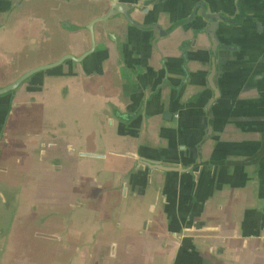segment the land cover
Returning <instances> with one entry per match:
<instances>
[{
  "label": "crops",
  "instance_id": "crops-1",
  "mask_svg": "<svg viewBox=\"0 0 264 264\" xmlns=\"http://www.w3.org/2000/svg\"><path fill=\"white\" fill-rule=\"evenodd\" d=\"M67 54L0 96V264H264V0H0V89Z\"/></svg>",
  "mask_w": 264,
  "mask_h": 264
},
{
  "label": "flooded vegetation",
  "instance_id": "flooded-vegetation-1",
  "mask_svg": "<svg viewBox=\"0 0 264 264\" xmlns=\"http://www.w3.org/2000/svg\"><path fill=\"white\" fill-rule=\"evenodd\" d=\"M116 7L117 6H112L111 5V9H109L107 12H106V14H104L103 16H100V17H98V18H102V17H104V16H106L107 14H110L108 17H107V19H105V20H102V21H99V22H106V21H108L109 19H111V18H114L115 16H117L118 14H119V12H118V14H117V9H116ZM112 10H115V11H112ZM98 18H95L94 20H96V19H98ZM94 20L91 22V23H94ZM90 23V24H91ZM90 24H89V26H88V29H89V31H90V33H91V38H90V41H91V50H94V52L96 51V38H95V33H94V27L91 29V27H90ZM156 29H158L159 31H160V33L162 32V30H161V28H156ZM88 53H90V52H87V55H88ZM68 55H71V54H67V55H65V56H63L61 59H63V58H65L66 56H68ZM71 56H73V55H71ZM74 57V56H73ZM60 59V60H61ZM81 59V58H80ZM60 60H58L57 62H59ZM79 61L78 60V58H73V59H67V60H65V62H63L62 64H60V65H58V66H55V67H52V68H49V69H47V70H43V71H40V72H36V73H34L30 78H38V80H39V78H44L46 75H49V74H54V73H57L56 71L59 69V68H61V66L64 64V63H66V62H68V61ZM57 62H54V63H57ZM54 63H51V64H54ZM51 64H46V65H41V66H47V65H51ZM41 66H38V67H41ZM38 67H36V68H38ZM36 68H33V69H36ZM32 69V70H33ZM31 71V70H30ZM27 73V72H26ZM24 75V74H23ZM22 75V76H23ZM29 78V79H30ZM28 79V80H29ZM27 80V81H28ZM25 83V82H24Z\"/></svg>",
  "mask_w": 264,
  "mask_h": 264
},
{
  "label": "water",
  "instance_id": "water-1",
  "mask_svg": "<svg viewBox=\"0 0 264 264\" xmlns=\"http://www.w3.org/2000/svg\"><path fill=\"white\" fill-rule=\"evenodd\" d=\"M116 9H117V7H116ZM112 11H115V10H112ZM124 14L125 15H128L127 12H124ZM109 15L110 14H107L106 16H104L102 18H98V19L94 20V23L107 19V17ZM127 17H129V16H127ZM94 23H92V24H94ZM73 58H74L73 56L68 55L65 58L61 59L57 63L51 64V65H47V66H41V67H38L36 69H33V70L25 73L23 76H21L20 78H18L16 81H14L13 83H11L10 85H8V86H6L4 88H1L0 89V96L1 95H4V94H9L11 92H15L19 88V86L22 85L24 82H26L34 73L40 72V71H43V70H47V69L52 68V67H55V66H58V65L62 64L63 62H65V60H67V59H73Z\"/></svg>",
  "mask_w": 264,
  "mask_h": 264
},
{
  "label": "rangeland",
  "instance_id": "rangeland-1",
  "mask_svg": "<svg viewBox=\"0 0 264 264\" xmlns=\"http://www.w3.org/2000/svg\"><path fill=\"white\" fill-rule=\"evenodd\" d=\"M34 40L32 39L31 42H33ZM31 48V47H30ZM107 129L106 128H102L99 130V132L96 133L97 137H100V136H104V140H105V143L108 141V134H107Z\"/></svg>",
  "mask_w": 264,
  "mask_h": 264
}]
</instances>
